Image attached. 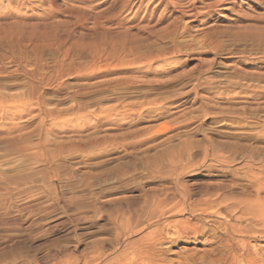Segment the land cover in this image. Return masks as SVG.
<instances>
[{"label":"rangeland","instance_id":"obj_1","mask_svg":"<svg viewBox=\"0 0 264 264\" xmlns=\"http://www.w3.org/2000/svg\"><path fill=\"white\" fill-rule=\"evenodd\" d=\"M172 1L0 0V177L13 190L0 264H129L132 241H158L170 264H226L225 241L264 253V0H226L176 35L189 5ZM212 28L217 50L115 69L172 38L195 49Z\"/></svg>","mask_w":264,"mask_h":264},{"label":"bare ground","instance_id":"obj_2","mask_svg":"<svg viewBox=\"0 0 264 264\" xmlns=\"http://www.w3.org/2000/svg\"><path fill=\"white\" fill-rule=\"evenodd\" d=\"M187 2V4L189 5L188 7H182L179 11L180 13V17L177 21V24L174 25V30L175 34H183L184 32H186L189 27L185 24L181 25V22H183V20L187 17H192V18H197V17H202L205 20H209L212 16L214 11L219 8L221 5H223L226 0H182ZM205 1H209L208 4H204ZM231 3L230 4H234L233 0H230ZM153 2L158 3V6H163L164 5V11H168L170 8H176L177 3L175 1H170V0H153ZM180 4V2H179ZM186 4V3H184ZM182 5V4H181ZM241 10L238 11V14H241ZM241 16V15H240ZM245 16V15H244ZM249 17V15H248ZM253 17V16H252ZM251 17V18H252ZM250 18V17H249ZM244 19V18H243ZM166 19L163 18V15H161L157 21H155L154 25L158 24L159 22H164ZM241 20V19H240ZM256 20V19H255ZM250 22V21H248ZM205 24V23H204ZM252 26V25H251ZM171 29V27H170ZM188 32V31H187ZM189 33V32H188ZM242 34V33H241ZM240 35V34H239ZM238 35V36H239ZM247 35V34H246ZM245 35V36H246ZM255 35V34H254ZM180 36V35H178ZM221 36L220 31H218L217 29H213L210 31H206L205 33V37L200 40V45L199 47L195 48V49H191L190 47H185L184 45H179L177 43V40L175 38L170 39V43H168V45L163 46L162 48H157V49H153L151 51H148L144 54H140L138 51L137 52H133L130 51V53L126 54L124 53L123 55H121V59H118L115 61V69L119 68V69H132L133 67H135L136 64L139 63H143V64H149L156 62V61H160L163 60L164 58L168 57V56H172V55H176V54H183L184 52H193V51H197L198 53L202 54V51L204 49H209V50H217L218 48L223 47L222 46V42L219 40ZM236 36V35H235ZM233 35V38L235 37ZM244 36V33H243ZM242 37V36H241ZM254 37V36H253ZM238 38V37H237ZM236 38V39H237ZM261 38V37H260ZM178 39V38H177ZM241 40V39H240ZM248 40V38H247ZM253 40V39H252ZM251 40V41H252ZM260 40V39H259ZM237 41V40H235ZM239 41V39H238ZM169 42V41H168ZM260 43V41H259ZM257 43V45L259 44ZM183 44V43H181ZM245 44V43H244ZM260 48V47H259ZM150 49V48H149ZM221 49H219L220 51ZM227 50V49H226ZM208 51V50H207ZM205 52V51H204ZM218 52V51H217ZM228 52V51H227ZM142 53V52H141ZM194 53V52H193ZM229 53V52H228ZM222 55V54H221ZM242 56L245 55V53L241 54ZM114 62H112L111 64H108V66L112 65ZM204 64V63H203ZM202 66V65H201ZM205 66V64H204ZM213 64H208L206 65V69L203 70V72L209 73V71H211ZM114 67V66H113ZM104 70V69H103ZM199 70V69H198ZM36 73V72H35ZM200 73V72H199ZM192 75V74H191ZM201 76V75H200ZM188 77V76H187ZM262 77V76H261ZM192 78V77H191ZM127 79V78H126ZM39 80V79H38ZM262 80V79H261ZM125 81V79H124ZM124 81H116V85L117 84H125ZM132 81V80H131ZM137 81V80H136ZM200 81V80H199ZM204 81V80H203ZM113 82V81H112ZM128 82V81H127ZM133 82V81H132ZM114 83V82H113ZM195 83V82H194ZM127 84V83H126ZM130 85V84H129ZM139 85V84H138ZM137 85V86H138ZM144 85V83H143ZM109 86V85H108ZM128 86V85H127ZM133 86V85H132ZM211 84L208 82H197L194 84V88L193 90H191L192 92L194 91L195 93L198 90L201 89H205L210 87ZM245 86V85H244ZM102 87V86H101ZM112 87V86H111ZM134 87V86H133ZM90 88V87H89ZM107 88V87H106ZM243 88V87H242ZM91 89V88H90ZM99 89V88H98ZM84 90V89H83ZM95 90V89H94ZM97 90V89H96ZM82 92V91H81ZM80 92V94H81ZM264 92V91H263ZM190 92H187L186 94H189ZM231 111V110H230ZM233 112V111H232ZM237 112V111H236ZM264 112V111H263ZM245 113H247L245 110H243V112H240L239 115L243 114L242 116L245 115ZM231 114V113H230ZM235 114V113H234ZM233 114V115H234ZM247 116V115H246ZM116 139V138H115ZM119 139V138H118ZM109 140V139H108ZM116 141V140H115ZM90 143V142H89ZM88 143V144H89ZM101 144V143H100ZM102 146V144H101ZM91 148V147H89ZM87 150V149H86ZM10 151L16 152L18 155L20 156H24V154L27 151V148L25 146H21V145H13L10 147ZM183 154V153H182ZM54 155V154H53ZM179 155V154H178ZM55 156V155H54ZM56 157L51 159V162H53V160ZM55 161V160H54ZM225 163V162H224ZM262 166V165H261ZM260 166V167H261ZM262 168V167H261ZM177 169V168H176ZM175 169V170H176ZM184 170V165L180 164L179 166V171L178 174L181 175L182 171ZM253 170V169H252ZM262 170V169H261ZM251 177L257 179V181H259V179L264 177V174L261 173H250ZM55 178V177H54ZM21 179V178H20ZM53 179V178H52ZM23 180V179H22ZM7 181V180H6ZM19 181V179H18ZM8 182V181H7ZM10 182V181H9ZM11 183V182H10ZM9 183V184H10ZM55 183V182H54ZM12 185V183H11ZM15 185V184H14ZM19 186H21L20 184H18ZM23 186V184H22ZM13 187V186H12ZM15 187V186H14ZM18 187V186H17ZM19 188V187H18ZM55 190V188H53ZM13 190H11V188L9 187L8 184L3 183L2 179L0 177V197H6L11 195ZM16 192V191H14ZM7 199V198H6ZM256 204L257 209L254 215V221L255 222H260L263 223L264 226V198L258 196L256 198ZM253 202V201H252ZM163 203V202H162ZM165 203V202H164ZM246 203H250V201H247ZM166 204V203H165ZM208 204V203H207ZM210 204V203H209ZM221 204V202H220ZM161 205V204H159ZM167 205V204H166ZM192 209V208H191ZM133 243L130 244H135L137 245V247L139 249H141V252H139V254L141 255L139 257V260H131V262H129V264H170V262L168 261H164L162 260L159 256H157L155 253V245L156 243H158V241H152V246H150V244H146L147 241H132ZM119 245V244H118ZM225 245L227 246L226 248H228V254L224 257V262L226 264H264V253L259 252L258 250H254L249 242L247 241H225ZM150 249V250H148ZM150 253V255H148V253ZM147 253V255H146ZM129 255L128 250H122V252L120 253V255L118 256L119 259H124L126 260L127 257ZM223 259V258H222ZM113 261V260H112ZM219 261V260H218ZM222 261V260H221ZM111 262V261H110ZM126 262V261H125ZM119 263V264H127V263ZM223 262V263H224ZM222 263V262H221ZM110 264V263H109Z\"/></svg>","mask_w":264,"mask_h":264}]
</instances>
